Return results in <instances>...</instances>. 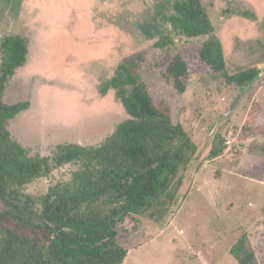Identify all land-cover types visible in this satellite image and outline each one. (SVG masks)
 <instances>
[{
  "label": "rangeland",
  "instance_id": "obj_1",
  "mask_svg": "<svg viewBox=\"0 0 264 264\" xmlns=\"http://www.w3.org/2000/svg\"><path fill=\"white\" fill-rule=\"evenodd\" d=\"M175 1L0 0V65L6 37H25L29 47L4 100L29 101L30 107L8 128L32 155H50L62 143L101 144L128 115L115 90L103 96L100 86L121 62L144 58L151 94L171 105L198 151L182 172L170 214L163 221L127 223L125 264H239L231 248L243 233L264 264V0H202L223 43L226 72L260 70L246 86L228 84L201 62L199 48L209 36L172 31L174 43L157 47L158 37L144 28L153 34L154 25L165 27L161 14ZM244 10L256 17L238 13ZM176 54L189 66L184 93L167 78ZM220 144L223 151L210 158ZM76 169L65 164L24 191L42 196Z\"/></svg>",
  "mask_w": 264,
  "mask_h": 264
},
{
  "label": "trees",
  "instance_id": "obj_2",
  "mask_svg": "<svg viewBox=\"0 0 264 264\" xmlns=\"http://www.w3.org/2000/svg\"><path fill=\"white\" fill-rule=\"evenodd\" d=\"M240 15L255 18L248 10ZM161 14V13H159ZM153 26L157 47L174 43L172 31L188 38L209 36L199 48L203 64L228 84L246 86L258 68L226 72L222 41L202 0H177ZM157 17V16H155ZM158 20V19H157ZM155 29V30H154ZM0 65V264H125L127 223L140 218L163 221L178 201L183 174L198 147L167 101L157 103L144 81V58L121 62L100 86L115 90L128 118L99 145L57 144L50 155H32L14 140L9 121L30 107L29 101L4 100L9 78L27 63L28 40L11 35L2 43ZM167 63V78L179 93L187 88L189 66L180 55ZM223 145L213 147L217 157ZM65 164L78 169L68 181L51 185L42 196L24 188ZM134 228H138L137 224ZM239 264H259L248 234L232 246Z\"/></svg>",
  "mask_w": 264,
  "mask_h": 264
}]
</instances>
